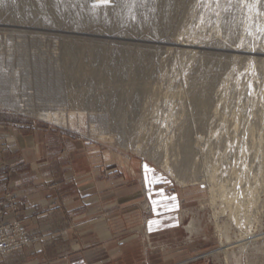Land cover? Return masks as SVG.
Listing matches in <instances>:
<instances>
[{
  "label": "rangeland",
  "instance_id": "1",
  "mask_svg": "<svg viewBox=\"0 0 264 264\" xmlns=\"http://www.w3.org/2000/svg\"><path fill=\"white\" fill-rule=\"evenodd\" d=\"M26 1L19 0L22 6L15 8L14 0H0V132L23 129L22 126L27 125L52 128L57 133L74 135L83 142L87 159L101 178L113 176L121 184L137 180L131 160L140 159L149 171L170 179L176 190L196 189V195L189 203L194 214L181 229V237L186 240L174 246L173 259L164 257L163 260L157 252L150 255L143 247L130 246L104 264H264V135L230 141L211 139L201 147L194 144L196 152L193 151L189 158L191 164L180 173L187 180V186L171 177L161 167L159 157L152 153L156 148L161 151L163 147L160 146L166 144L172 154L180 153L185 139L179 123L192 125L194 140L200 132H204L205 138L209 137L207 129H199V121L191 109L194 105L189 108L187 99V93L192 94L194 90L201 93L202 85L195 84L197 87H191V92V84L184 85L180 80L184 69H197L204 53L213 55L202 68L206 76L213 61L222 62L220 69L212 73L215 77L212 94L215 91L222 94L223 82L231 75L226 86L225 104L233 111L239 101L244 110L247 104L257 103L258 116L264 113V96H260L264 82L263 56L254 55L259 56L261 62L257 59L248 66L247 55L237 54L233 49L239 47L241 34H247L251 41L257 42L256 48L264 47V0H189L177 21L164 34L158 35L144 29L147 11L142 0H127L123 6L114 8L106 23L99 20L96 10L90 6L94 0H61L64 12L58 18L45 10V0H38L30 9H27ZM117 2L108 0L106 4L116 5ZM113 24L114 30H111ZM193 32L202 36V41L196 42L199 54L194 52V55L175 45L176 42L190 43L188 37ZM68 48H73L74 52L68 53ZM92 51H96L98 57H93ZM118 53L125 54L126 58H116ZM237 55L242 56L234 62ZM193 57L196 59L194 64L187 66ZM252 71L260 78L252 77ZM202 72L196 75L198 79H201L199 76L206 78ZM237 76H240L239 82L235 84L233 78ZM252 78L260 83L255 82L254 90L257 91L250 92L248 81ZM176 90L181 96L187 95L184 100L189 109L178 123H167L168 114L176 112L180 97L175 95L179 94ZM136 93L138 101L132 105L129 102ZM251 106L247 108L251 110ZM228 107L226 111L229 112ZM49 111L63 112L68 118L72 116L73 123L63 125L38 115ZM219 116L207 118V123H212L213 127L222 126L218 120L222 116ZM226 118L230 120L227 126L234 123L232 118ZM257 120L256 127H264L261 126L263 121ZM242 122V127L237 126L240 131L245 127ZM232 128H235L234 124ZM138 144L143 149L137 150ZM242 145L248 149L245 154L240 153ZM179 159L184 162L185 158L179 154ZM209 168L218 169V176L230 184L229 188L237 187V201L244 205L246 212L236 208L233 211V207L217 202L220 216L218 220L214 218L213 209L206 202L210 186L204 178ZM145 193L149 195L150 190L146 189ZM143 205L138 202L116 213L110 219L114 232L122 233L120 236L137 233L139 226H143ZM144 211L150 212L148 208ZM12 213H19L18 198L6 192L0 199V216L4 218ZM231 213L235 217L245 213L252 220L247 227L240 226ZM192 219H196L197 226L188 232L189 226L194 227ZM0 230L5 232L3 238L0 237V245L12 248L0 252V259L34 246L40 239L32 236L23 219L3 220ZM147 258L150 261L146 263Z\"/></svg>",
  "mask_w": 264,
  "mask_h": 264
},
{
  "label": "crops",
  "instance_id": "2",
  "mask_svg": "<svg viewBox=\"0 0 264 264\" xmlns=\"http://www.w3.org/2000/svg\"><path fill=\"white\" fill-rule=\"evenodd\" d=\"M22 127L0 132V199L11 192L19 203V213L0 216V223L23 219L40 239L0 264H104L130 246L173 259L174 246L184 239L181 229L194 214L189 203L195 188L176 190L170 179L149 171L140 159L131 160L137 180L121 184L113 176L101 178L78 137ZM138 202L144 204L143 226L137 233L116 234L110 219ZM147 208L149 214L143 212ZM192 223L188 232L196 229V219Z\"/></svg>",
  "mask_w": 264,
  "mask_h": 264
},
{
  "label": "bare ground",
  "instance_id": "3",
  "mask_svg": "<svg viewBox=\"0 0 264 264\" xmlns=\"http://www.w3.org/2000/svg\"><path fill=\"white\" fill-rule=\"evenodd\" d=\"M187 1H189V0H142L143 7L147 11V25L144 27V29L145 30L149 29L151 34L152 33H155L156 35H158L159 33L164 34L169 29V27L172 26L174 24V22L177 21V19L179 18L180 14L182 12V9L184 8L185 4L187 3ZM26 2L28 4L27 5V9H30V8H33V7L36 6V4L38 3V0H28ZM26 2H24L25 4H23V6L26 5ZM61 3H62L61 0H45V1H43V7L49 13V15H52L55 18H58V16L63 15V12H64V9H62V5L63 4H61ZM125 3H127V0H118L116 5H107L105 2H103V0H94V1H91L90 6H92V8L96 10V12H97L96 14H97V17L99 18V20H102L104 23H106L110 19L112 10H114V8L118 7L119 5L123 6ZM14 6H15V8H19L22 5L20 6L19 0H14ZM223 12H224V10L222 11V13ZM223 15H225V13ZM206 23L207 22H205V25H206ZM200 24L203 25V23H200ZM218 25H220V24H218ZM113 26H114V24L112 25L111 30H114ZM202 28L203 29H207L208 27L204 28V26H203ZM200 29H201V27H200ZM199 30H198V32H200ZM218 30L220 31V29H218ZM184 31L185 30H183L182 32H184ZM215 33H216V31H215ZM217 33H220V32H217ZM195 34L193 32V35H191L190 37L187 36L188 38L191 39L190 43L181 44V43L176 42L175 45H177L178 47L183 48L186 53L190 52V53H193V55H194V52H195L196 54L197 53L199 54L198 51L196 52V49L199 48V45L196 42H199L197 40L200 39L202 36L200 37L199 35H195ZM198 34H200V33H198ZM187 35H189L188 32H187ZM242 35L243 34H241V36ZM241 36H239L240 37V39H239V47L237 49L236 48H233V49H234V52H236L237 54H245V55H247V56H245V60H246V62L248 61L247 62L248 66L250 64L255 63L259 56H263L264 57V49H262L264 47L262 45H260V46H262V48L260 47L258 49V48H256V45H258V44H256L257 42L255 43V42L251 41L247 34L246 35L244 34L242 37ZM200 40L202 41V39H200ZM186 41H188V40H186ZM216 41H214L213 44H215ZM228 41H230V40H228ZM219 43H220V41H219ZM232 47H234V46H232ZM69 52H74L73 48H71V49L68 48V53ZM254 55H259V56L256 58V57H254ZM92 56L95 57V58L98 57L97 56V52L96 51H92ZM211 56H213V55L208 54V53H204V55H202V58L200 60L201 63H199L200 67L197 66V69H192V70L189 68L190 70L187 69V71H185V69H184L183 76L180 79L181 82L184 85L191 84L189 90H191V87L193 89H194V87L196 88L197 86H194L195 84L196 85L198 84V86H199V84L202 85L201 86V93L195 92V90H194L195 93L194 92L192 94L191 93L190 94L187 93V95H188L187 99L189 100V104H188L189 108H190V105L191 106L194 105V106H192L193 108H191V109L194 110V112L192 111V113H194L195 118L199 121L198 122L199 129L200 130H202V129L206 130L207 129L209 137L205 138L204 137V132H200L201 134H198L196 132L198 134V137L194 140L192 138V135H194V134H192V132H193L192 125H190L188 123L184 124V122H183V123H179V124H180V133L182 135V138L185 139V142L180 146V153H175L174 152V154H172L171 151H170L171 148L169 147V144H166L164 146H160V147H163L161 151H158V148L153 149V151H152L153 154H155V155H157L159 157V162H160L161 167L171 177L176 178V180L183 186H187V180H185V178L182 177L180 175V173L184 169H186V168H188L190 166L191 161H189V158L191 157L193 151L196 152V150H194L196 145L199 144L200 147H201L202 144L209 142L211 139H219V140L222 139L223 140V139L226 138V139H229L227 141H230L231 139H234V140L241 139V137H246L247 139L248 138H253V137L257 136V134L260 137H262L264 135V127H261V129H260L258 126L256 127V124H255L256 123L255 120L260 118V121H263V123L262 124L260 122L259 123L261 124V126H264V113L261 114L260 117L258 116L259 115L258 114L259 111H257L258 109L257 110L255 109L257 107V103H252V104L249 103V104H247L248 103L247 102L246 103L247 104L246 109H248V111H246V109L244 110V107H241V103H239L241 101H239L237 103V107L236 108L234 107L235 109L233 111L231 110L232 108L230 109V106L228 107L225 104L226 103V98L228 97L226 86H227V82L229 80H231L230 78H232L231 75H228L226 80H224V82H223L222 88L224 89V92L219 95V94H216L217 92L215 91L216 93L214 92V95L212 94L213 93V92H211V89L213 88L212 84L215 81V79H214L215 77L212 76V73H214L215 70L217 71L218 69H220V67L222 65L221 64L222 62L221 61H216V62H214V61L212 62L211 61L213 66L211 64H210L211 67L208 66L206 73H209V74L206 76L203 73L204 71L202 70V68L204 69L205 65L207 66L208 63H205V62H207L209 59H211ZM241 56H238V55L235 56L234 57L235 58L234 62H236V60H240L239 58ZM243 57H244V55H243ZM116 58H126V56H125V54L118 53L116 55ZM262 58H261L262 62L259 61V59H258V61L261 62V64L264 65V58L263 59ZM227 59H228V57H227ZM195 60H196L195 58H194V60L191 59L189 61V63L187 64V66H189V67L191 66L192 67V65L194 64L193 62ZM248 70L249 69L247 68L246 71H248ZM201 72L204 74L203 77L206 76V78H202V77L199 76V78H201V79H198V77L196 75L201 73ZM227 72H228V70H227ZM227 74H226V76H227ZM254 74H255L254 71H252V77L255 78L256 76ZM216 75H218V74H216ZM239 77L240 76H237V77L233 78V80H234L233 82L235 84H238ZM258 77L259 76H257L256 78H258ZM254 78H252L251 80L248 81V87H249V91L250 92L257 91L256 89L254 90V83L256 82V81H254L255 80ZM205 79H206V81H205ZM198 81H200L202 83H198ZM260 81L262 82V80H260ZM256 83H260V82H256ZM182 86H180V87H182ZM257 88H259V87L257 86ZM182 89H183V87H182ZM181 90H180V92L182 93L183 90L182 91ZM191 92H192V90H191ZM199 92H200V89H199ZM177 93H179V92L177 91ZM260 93H261L260 96L263 97L264 96V82L262 83V87L260 89ZM137 95H138L137 93L134 94L132 96V99H131V101L129 103H131L132 105L133 104L135 105L137 103V101H138ZM175 95L176 96H178V95L180 96V97L178 96L179 100H178L176 112L174 114H172V115H171V112L168 114V116H167L168 118H167V120H165L167 123H171V122L172 123H178L179 119L182 118V116L186 113V109L188 108L187 107V102L184 100L187 95L184 96V94H183V96H181L180 93L179 94H175ZM215 99H216V101H215ZM249 105L252 108V109L250 108L251 110H249V108H247V107H250ZM244 106H245V104H244ZM227 107L231 111H229V112L226 111ZM114 112L115 113L117 112L116 108L114 109ZM228 113H229V115L231 117L229 115H227ZM38 115L40 117L46 119V120H50V121H53V122H56V123H62L63 125L64 124L66 125V124H69V123H73L72 116H70L68 118L63 112H59V111H54V112L53 111H49V112H43V113L41 112ZM218 115L222 116V117L219 116L221 118H218V120H221L222 126H221V124H219L220 126H218V124L216 123L218 127H213L211 125L212 123L211 124L207 123V121L209 122V120H207V118L209 119L210 117H213V119H215V117H216V119H217ZM225 116L230 118V119L232 118V121L234 122L233 124L235 125L234 129L232 128L233 124L231 125L232 122L229 123L230 125H228V126H231V127L227 128L228 126L226 125V123L228 124L227 121H230V120H228ZM197 120H196V122H197ZM183 121H186V120H183ZM241 121H244L242 123L245 124V127L240 131L241 128L238 129L237 126L239 125V126L242 127L243 124H241ZM257 121H259V120H257ZM212 122H214V121H212ZM118 124H119V122H118ZM230 129H233V131L230 130ZM111 138L112 137L110 136V139ZM201 141H204V142H201ZM194 144H195V146H194ZM134 146H135V144H134ZM135 148H137V150L138 149L139 150L143 149L142 146H140L139 144ZM247 150H248L247 147L242 145L241 148H240V153L241 154H245L247 152ZM157 153H159V155ZM179 154L184 156V158H185L184 162H183L182 159H179ZM188 161L190 163H188ZM193 165H194V163H193ZM204 179H205L204 180L205 182L206 181L208 182V184H209L208 186H210L209 187V194L210 195H209V198L206 200V202L212 207L213 216H214V218L216 220H218L219 216H220V211H218L217 207H216L217 202L218 203L221 202V204H224L226 207H230V206L233 207V211H235L234 208H236V209H241L242 212H246V209L244 208V205H240L238 203V201H237V197H238L237 196V187L233 186L232 188H229L228 186L230 184L224 182V179H222L221 177L218 176V169H216V168L210 169L209 168V171L207 172V175H206V177ZM195 183L196 182H194V184ZM254 193H255V191H252V194H254ZM231 216H233V219L236 222V224H238L240 226H246V224L249 221L252 220V217L247 215V214H245V213H243L242 215H239L237 217H235L236 215H234V213H231ZM216 225H217V229L219 231L218 232L219 233V237H220V240H221L222 236H221V232H220L219 223L217 222ZM221 242H222V240H221ZM225 259H226V261H228V258H225Z\"/></svg>",
  "mask_w": 264,
  "mask_h": 264
},
{
  "label": "built area",
  "instance_id": "4",
  "mask_svg": "<svg viewBox=\"0 0 264 264\" xmlns=\"http://www.w3.org/2000/svg\"><path fill=\"white\" fill-rule=\"evenodd\" d=\"M3 233H5V232L2 231V230H0V237H2V238H3ZM6 249H7V250H9V249L12 250L11 246H8V247L6 248V247L2 246V244L0 245V252L5 253V252L7 251Z\"/></svg>",
  "mask_w": 264,
  "mask_h": 264
},
{
  "label": "snow or ice",
  "instance_id": "5",
  "mask_svg": "<svg viewBox=\"0 0 264 264\" xmlns=\"http://www.w3.org/2000/svg\"><path fill=\"white\" fill-rule=\"evenodd\" d=\"M103 2L107 3V2H108V0H103Z\"/></svg>",
  "mask_w": 264,
  "mask_h": 264
}]
</instances>
